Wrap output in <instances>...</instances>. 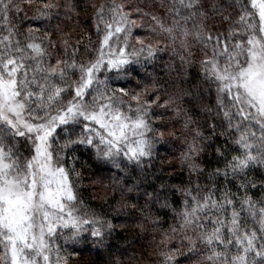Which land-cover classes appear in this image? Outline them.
<instances>
[{
	"label": "snow or ice",
	"instance_id": "obj_1",
	"mask_svg": "<svg viewBox=\"0 0 264 264\" xmlns=\"http://www.w3.org/2000/svg\"><path fill=\"white\" fill-rule=\"evenodd\" d=\"M150 228L155 264H264V0H0V264H123Z\"/></svg>",
	"mask_w": 264,
	"mask_h": 264
},
{
	"label": "trees",
	"instance_id": "obj_2",
	"mask_svg": "<svg viewBox=\"0 0 264 264\" xmlns=\"http://www.w3.org/2000/svg\"><path fill=\"white\" fill-rule=\"evenodd\" d=\"M80 2L83 3V0H80ZM29 15H31V11H29ZM65 25V30L70 31L73 34V43L78 37H83V42L87 43V33L92 34L93 40L96 38L90 12L85 13L84 11H81L79 13V17L73 15L71 20L65 21ZM141 34L147 35L148 33L143 31ZM168 61L169 55L164 54L163 59L156 63L155 68L149 66L147 69H143L139 66H135V72H133L132 76L130 77V84L127 86L134 87L137 79H140L146 71L163 74L164 65ZM174 127L176 129H180L181 124L177 123L174 125ZM174 144L176 146L174 151H161V158L155 162L157 169L163 167L171 172L172 169L168 167V161L171 160L175 165L177 172L179 171V161L177 157L179 156L181 141H174ZM86 158V156H82V160ZM205 160H207V157H205ZM91 171L92 169H89V173H91ZM181 179H183V177L176 175L173 177L172 182L179 183ZM110 194V189L105 191L103 188L93 187L92 185L88 184L87 180L85 181L83 192L84 198L94 207H98L101 203H103V201L100 199L94 200L93 197H104ZM256 195L259 196L260 193H256ZM159 215L165 222L163 227H167L173 223L171 219L172 213L170 211H161ZM154 236L157 240L159 239L158 233L151 228L147 233H140L138 230L135 232L130 231L128 233H121L119 236L111 239L110 241L112 245V258H119L123 264H155L156 256L153 253ZM117 249H119V251H117ZM73 259L75 261L78 258ZM94 259L96 260V264H106L108 252L102 250L100 255L94 256Z\"/></svg>",
	"mask_w": 264,
	"mask_h": 264
}]
</instances>
